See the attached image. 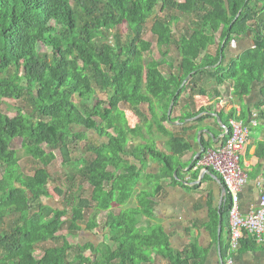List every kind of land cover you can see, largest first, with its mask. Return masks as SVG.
<instances>
[{
    "label": "trees",
    "instance_id": "16d2710c",
    "mask_svg": "<svg viewBox=\"0 0 264 264\" xmlns=\"http://www.w3.org/2000/svg\"><path fill=\"white\" fill-rule=\"evenodd\" d=\"M152 18L156 45L145 39ZM249 38L255 44L224 65L231 44ZM215 45L213 57L209 47ZM173 46L175 56L169 52ZM136 58H144V68L134 65ZM209 80L217 96L218 87L231 84L233 102L240 103L262 84L258 126L252 130L264 133V5L259 0H0V103L16 102L15 116L0 111V264H206L209 248L197 242L178 248L174 234L155 221L162 180L194 192L200 188L190 186L178 170L191 144L165 124L173 121L184 95L193 102L207 94ZM97 93L107 99H95ZM121 104L132 108L135 127ZM218 116L228 126L224 113ZM240 118L246 121L247 113ZM80 128L104 141L89 145L93 157L82 159L76 181L66 171L74 161L73 144L87 141ZM154 131L168 139L169 153L158 149ZM18 138L25 155L39 165L34 175L22 171V157L13 148ZM198 145L210 148L204 136ZM57 151L68 181L55 188L65 200L62 207L46 203L53 198L49 167ZM256 156L255 178L264 170V140L257 143ZM151 162L161 171L149 173ZM85 186L92 190L90 198L84 197ZM134 198L139 204L130 206ZM230 207L227 197L211 212L215 235L220 216L225 232ZM65 230L73 236L86 230L103 241L75 247ZM259 248L248 236L239 253ZM227 251L222 243L223 259Z\"/></svg>",
    "mask_w": 264,
    "mask_h": 264
},
{
    "label": "crops",
    "instance_id": "0c3cea01",
    "mask_svg": "<svg viewBox=\"0 0 264 264\" xmlns=\"http://www.w3.org/2000/svg\"><path fill=\"white\" fill-rule=\"evenodd\" d=\"M242 43L244 42L236 44L239 46L242 45ZM251 46H247L244 50ZM243 51L240 53H232L233 50H231V53L226 56L224 65H228L233 58L240 55ZM210 55L215 57V54L213 55L210 53ZM207 82L210 85L208 93L195 97L193 102H189L186 95H184L174 114L173 121L165 124L176 137L183 138L191 144V151L178 160L180 163L178 170L181 171L182 176L185 181L189 182L190 186H193L192 183L197 182L193 181V174L198 173V180L201 181V183L198 184L200 188L197 192H194L180 185H174L170 179L162 180L161 185L163 190L157 195L159 205L157 208V220L155 222L160 220L161 223L174 234V245L176 247L182 248L187 243L191 244L197 242L200 247L210 249L206 264H222L224 258L222 243L223 245H229L230 239L228 228L229 220H226L225 232H223V229L220 232L218 228V234L215 235L212 229V220L214 219L213 216H211V212L220 206L222 197L220 183L215 180L213 176L206 173L205 168H197L195 166L192 172H189V170L195 161L196 155L202 148V146L198 145L200 143V131H203L200 138L204 136L205 140L210 143L209 149H218L226 142V130L214 117V114L223 112L224 115L228 116L229 121V118L235 115L234 113L230 115L231 111L236 110L235 107H238L241 111V115L243 112L247 113V119L244 122L248 123L251 131L249 144L241 156L242 166L249 174V181L241 194V209L242 212L246 214L258 208L261 194L259 182H263L264 185V170L261 171L256 178L252 176V173L259 161L256 156L257 143L264 140V133L252 130V127L256 119L254 115L258 116V105L262 101L261 89L263 85L255 84L251 94L245 99V102L240 103L236 100L233 102L234 89L231 84L228 83L218 87L221 94L217 96L215 95L216 88L213 85V80ZM186 100L188 101L186 102ZM221 100H224L226 103H220ZM220 105H222V107ZM207 107H212V109L210 112H203L200 115L209 114V117L204 121H198L200 116L189 117L190 114L193 115L201 108ZM184 116L185 120H179V118ZM257 123L258 122H256V125ZM206 130H209L212 136L206 133ZM157 136L158 149L169 153V148L167 146L168 139L159 134H157ZM159 171H161V166L158 163H149V173H158ZM219 219L223 220L222 216H220ZM237 264H264V245H260V248L255 251L239 253L237 256Z\"/></svg>",
    "mask_w": 264,
    "mask_h": 264
},
{
    "label": "built area",
    "instance_id": "2783aa9c",
    "mask_svg": "<svg viewBox=\"0 0 264 264\" xmlns=\"http://www.w3.org/2000/svg\"><path fill=\"white\" fill-rule=\"evenodd\" d=\"M220 103L224 104L226 102L221 100ZM220 106L222 107V105ZM235 108V115L229 118L228 121L225 144L218 149L205 151L196 165L197 168L215 171L221 177L226 189V197H230V239L224 264H237V256L240 252L242 241L248 236H253L259 245H264L263 182H259L261 194L258 208L246 214L241 209V194L249 181V174L242 166L241 156L249 144L251 131L244 120L240 118V109L238 107ZM256 116L254 115L255 118ZM256 122L254 120L253 124L256 125Z\"/></svg>",
    "mask_w": 264,
    "mask_h": 264
},
{
    "label": "rangeland",
    "instance_id": "374dc122",
    "mask_svg": "<svg viewBox=\"0 0 264 264\" xmlns=\"http://www.w3.org/2000/svg\"><path fill=\"white\" fill-rule=\"evenodd\" d=\"M260 4L263 6L264 5V0H259ZM159 12V9H158ZM159 14V13H158ZM154 18V16H153ZM152 19H150L149 23L147 24V32L145 34V39L148 41H151L153 43H157V37L154 36L151 32V27L153 25L152 23ZM184 23L179 24V28L180 31L185 29L184 27ZM179 30V29H178ZM121 33L122 35H126L127 31L126 29L122 28L121 29ZM220 40V35H218V39L217 42H219ZM244 42L242 43V45H237L236 43L231 44V48L229 49V51L227 52V54L231 53V50H233L232 53H240L241 51H243L247 46H251L255 44V40H252L251 38H249V40L247 41H241ZM250 44V45H249ZM165 52H168V50L164 49ZM176 47L173 46L171 47V50H169L171 56H175L176 53ZM209 52L211 54H215L217 52V45L215 46H211L209 47ZM134 65L137 67H141L144 68L145 66V61L144 58H136L134 60ZM166 69H164V73H166ZM262 85V84H260ZM95 99H101V100H106L107 96L102 94V93H97ZM16 104L15 101H10V100H3L0 103V111L9 114L10 116H15L16 112L14 110H11V107H14V105ZM21 106V105H19ZM119 108L125 112V115L130 123V125H132L133 127H135L136 123H137V118L132 110V108L128 105V104H121L119 106ZM224 119L226 121H228V116L225 115ZM81 131L85 132L86 136H87V141H76L77 143H74L72 146V151H73V156H74V161L73 163L69 166L68 170L66 171L67 173L69 172L71 175L75 176L76 181H79L80 177H79V169L81 168V161L84 158H91L93 157V154L91 151L88 150V147L90 144H99L102 140L99 135L94 132V131H87L84 128H80ZM155 132V131H154ZM157 134V132H156ZM148 137V135H147ZM13 148L19 151L20 156L22 157L21 161H20V165L22 168V171L25 174L28 175H34L35 174V170L39 167L38 164H36L32 158L27 157L25 155V152L22 148V139L18 138L14 141L13 143ZM58 153V158L57 160L49 167V172L51 174V180H50V189L53 193V198L50 200H46V203L49 205H53L55 207H62L63 203H64V198L60 196V194H58L55 191V188L58 186H64L67 185V178H66V172L64 171V169L61 167V163H62V157L60 155V153L57 151ZM0 178H1V174H0ZM140 190V187L138 188V192ZM91 188L89 186H85L84 188V197L90 198L91 195ZM45 202V201H44ZM139 204L137 198H134L130 204V206H137ZM117 212H119L120 210L117 209ZM158 223H161L160 220H158ZM63 234H66L68 236V240L69 242L74 245L75 247L78 244H84L86 242H93L95 244H99L100 242L103 241V237L101 235L97 236L92 234L91 232L88 231H82L77 235H70L67 233V231H63Z\"/></svg>",
    "mask_w": 264,
    "mask_h": 264
},
{
    "label": "water",
    "instance_id": "95a60500",
    "mask_svg": "<svg viewBox=\"0 0 264 264\" xmlns=\"http://www.w3.org/2000/svg\"><path fill=\"white\" fill-rule=\"evenodd\" d=\"M174 105H175V99H173V101H172V103H171V105H170V108H169V117H171V115H172V113H173ZM214 117H215L220 123H222V120L219 118L218 114H214ZM222 127H223L225 130L228 129V126H226V125H222ZM202 132H203V131H200V133H199V139H200V135L202 134ZM205 132L208 133V134H210V135L212 136V134H211V132H210L209 130H206ZM226 136H227V133H226L225 137H226ZM205 151H206L205 147H202V148H201V151L196 155L195 160L198 159V158H200V157H202V156L204 155ZM206 173H208L209 175L213 176V178H214L215 180H217V181L220 183L221 191H222V197H221V201H220V206H221V205L223 204V202L227 199V197H226V189H225L223 183L221 182L220 178H219L217 175H215L211 170L206 169ZM200 183H201V181L198 180L197 182H194V183H192V184H193V185H197V184H200ZM222 221H223V220L220 219V226H219V231H220V232L222 231ZM222 264H224V259L222 260Z\"/></svg>",
    "mask_w": 264,
    "mask_h": 264
}]
</instances>
